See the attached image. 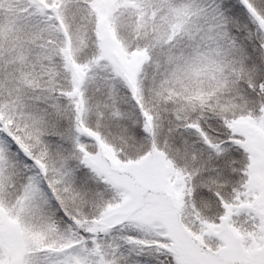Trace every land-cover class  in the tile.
I'll list each match as a JSON object with an SVG mask.
<instances>
[{
	"label": "snow or ice",
	"instance_id": "snow-or-ice-1",
	"mask_svg": "<svg viewBox=\"0 0 264 264\" xmlns=\"http://www.w3.org/2000/svg\"><path fill=\"white\" fill-rule=\"evenodd\" d=\"M0 264H264V0H0Z\"/></svg>",
	"mask_w": 264,
	"mask_h": 264
}]
</instances>
